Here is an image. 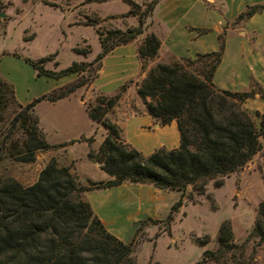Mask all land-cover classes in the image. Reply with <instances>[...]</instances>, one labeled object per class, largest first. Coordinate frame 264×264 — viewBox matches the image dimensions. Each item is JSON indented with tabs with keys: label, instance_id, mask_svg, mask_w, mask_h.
Instances as JSON below:
<instances>
[{
	"label": "trees",
	"instance_id": "16d2710c",
	"mask_svg": "<svg viewBox=\"0 0 264 264\" xmlns=\"http://www.w3.org/2000/svg\"><path fill=\"white\" fill-rule=\"evenodd\" d=\"M120 1L128 6L125 15L136 18L135 26L106 30L102 37L96 31L98 19L85 23L95 28L99 43V52L93 59V74L88 81L91 83L96 78L101 58L113 47L136 42L140 70L144 72L135 82L136 96L157 124L175 122L178 145L172 149L158 147L143 154L122 138L121 129L106 116L131 80L112 93L98 91L92 101L84 103V108L90 121L100 126L104 135L95 151H87V158L97 162L110 179L87 180L81 184L70 173L69 166L57 165L53 157L40 169L32 184L22 185L11 177L0 176V264H136L132 241L125 243L105 229L83 198L84 192L127 182L177 191L182 197L187 185L200 191L206 180L242 168L261 149L264 112L255 111L256 126L242 107L256 92L251 88L237 92L219 89L212 81L222 55L223 33L217 36L215 51L197 53L193 58H173L169 63L156 62L147 68L157 55L159 40L153 33H145L140 40L137 37L143 33L145 20L157 0L148 2L144 10L133 0ZM262 8L264 4L247 6L235 21ZM73 52L85 55L89 50L74 48ZM46 60V57L37 61L23 58L37 77L55 79L70 73L80 74L90 65L72 62L53 71L42 68ZM86 83L80 76L22 105L15 99L12 84L0 76V160L11 157L31 163L37 150L51 148L38 126L35 104L41 100L54 102ZM259 97L264 101L263 94ZM262 179L264 183V175ZM180 203L179 198L169 207L167 224ZM248 236L263 247L264 264V198L258 204ZM243 246L232 243L229 223L222 221L217 229L215 250H204L200 260L193 264L210 261L244 264L234 256L235 252L242 255Z\"/></svg>",
	"mask_w": 264,
	"mask_h": 264
},
{
	"label": "rangeland",
	"instance_id": "374dc122",
	"mask_svg": "<svg viewBox=\"0 0 264 264\" xmlns=\"http://www.w3.org/2000/svg\"><path fill=\"white\" fill-rule=\"evenodd\" d=\"M133 1L139 5L140 10H144L151 0ZM89 2L91 1L0 0V76L12 84L18 103L22 105L29 103L49 92L46 91L49 83H65L68 78L57 81L37 77L30 65L18 59L19 55L34 61L46 57L47 60L42 64V68L53 71L63 69L72 62L90 63L82 73L72 75L76 76L75 79L81 76L82 80L87 81L81 86L82 92L76 90L73 97L80 94L85 98V102L94 99L98 91L97 88L89 87L92 82L90 83L88 79L93 74L95 66L93 59L99 52V43L95 28L85 23L97 20L98 16L91 12L88 13L83 7L84 3ZM112 2L99 7L98 15L101 13L120 14L127 9V5L120 0ZM204 2L207 1L204 0ZM113 23L117 28L122 29L125 21L118 16L114 20L105 18L104 21L98 22L96 31L103 37L106 30L116 28ZM152 23L157 28L158 25L154 21ZM152 23L150 22L149 25ZM158 30L157 35H160L162 29L159 27ZM141 36L143 33L137 37V40H140ZM74 48L88 49L89 52L85 55L76 54L73 52ZM171 59H173L172 56H168L164 63H169ZM154 60L155 58L150 62ZM120 84L108 86L107 90L102 92L112 93ZM250 88L262 94L261 87L255 82L251 83ZM120 104L126 106L124 110L127 114L139 112L137 106L142 105L136 93L124 92L120 101L106 113L110 120L114 119L113 113L117 110L116 106ZM242 107L251 115L257 126L258 116L255 115L254 108L244 104ZM34 113L38 117V126L43 132L45 142L52 146L50 150L55 151L63 149L71 138L80 135L79 131L85 129L83 122L87 120L84 112L70 114L60 109L56 110V107L42 101L35 104ZM57 116L62 119V122H67L64 128L53 122ZM152 120L155 122L154 119ZM89 131L93 138L100 139V134H102L100 126L95 128V124L91 123ZM60 145L63 146L60 147ZM79 148L81 147L76 145L74 150L78 152ZM40 160L38 158L37 162L24 163L11 157H5L0 160V176L2 178L11 177L22 185L32 184L40 169L44 167L38 166ZM78 167L79 173H86L92 177H106L99 168ZM263 175L264 141L262 140L261 149L242 168L228 175L206 180L202 190L197 191L192 185H187L182 197L177 191L163 190L169 192L163 196L164 199L159 201L163 204L155 203L156 207H159L160 215L144 216L135 223L132 232L116 238L125 243L132 241V256L136 264H193L200 260L204 250H215L218 226L226 220L230 226L232 243L244 245L242 255L234 253L235 259L244 264H262L263 247L248 234L254 224L258 204L264 198ZM216 181L219 183L215 184ZM171 192L176 193L175 198ZM179 198L181 203L172 212L170 224H167L165 217L169 207ZM206 264L218 263L210 261Z\"/></svg>",
	"mask_w": 264,
	"mask_h": 264
},
{
	"label": "crops",
	"instance_id": "0c3cea01",
	"mask_svg": "<svg viewBox=\"0 0 264 264\" xmlns=\"http://www.w3.org/2000/svg\"><path fill=\"white\" fill-rule=\"evenodd\" d=\"M112 1L114 0L91 1L84 3L83 7L88 13L91 12L97 15L98 22L104 21L105 18L114 20L118 16V18L125 21L122 29L135 26L136 18L125 15L128 6L120 14L101 13L98 15V8L113 3ZM205 1L207 2L205 3L204 0H157L143 27V35L153 33L159 40L155 60L150 62L147 68L155 62H166L168 56H172V58L193 57L197 53L215 51L218 45L217 36L223 33L221 59L212 76L214 85L219 89L237 92L249 90L251 83L255 82L261 87L264 95V8L233 23L247 6L262 5L264 0ZM208 1L211 2L208 3ZM153 21L158 25L157 28L152 23ZM150 22L152 25H149ZM113 25L115 26L114 23ZM115 27L117 28V26ZM159 27L162 30L161 34L157 35ZM24 57L19 55L18 59L23 61ZM100 63L97 76L89 87L97 88V91L101 90L100 92H102L106 91L108 86L111 87L113 84H122L131 80L132 82L129 83L125 92L135 93V82L144 76L137 58L136 42L133 41L113 47L101 58ZM72 75L74 73L51 79L58 81L68 77L65 80V83H67L75 79L76 76ZM65 83L51 82L48 84L46 91ZM81 89L79 87L76 90L82 92ZM74 92L54 102L41 101L56 107V110L60 109L70 114L72 112H84L86 114L84 108L85 98L81 97L80 94L74 95L77 98L73 97ZM259 94L256 92L253 98L246 99L243 104L262 113L264 112V101L259 97ZM124 107L126 106L121 104L116 106L117 110L113 113L114 119L112 120L121 129L122 137L132 147L143 154H148L158 147L172 149L178 145V134L174 121L160 126L146 114L143 105L137 106L139 112L135 114H127ZM86 117L87 120L83 122L84 131H79L80 135L71 138L63 149L55 151L50 150L51 147L47 150H37L35 152L34 161L37 162L38 158L41 159L38 166H44L49 158L53 157L57 165L69 166L70 172L81 184H85L87 180L105 181L110 179L105 173L106 177H92L78 171V166L99 168L97 162L87 158V151L89 149L95 151L104 135L102 129L100 139L93 138L89 131L92 122L87 114ZM53 122L62 128L67 125V122H62V119L58 116L53 119ZM95 128H98L96 124ZM76 145L81 147L78 152L74 150ZM168 193L149 184L125 182L110 188L86 191L83 193V198L89 203L93 213L105 229L111 235L119 237L132 232L135 223L144 216H151L152 214L159 216V207L157 208L155 203H161L159 201L162 198L164 199L163 196ZM172 194L175 198L176 193ZM124 230H126L125 233Z\"/></svg>",
	"mask_w": 264,
	"mask_h": 264
}]
</instances>
